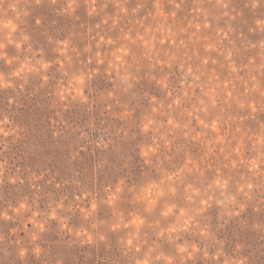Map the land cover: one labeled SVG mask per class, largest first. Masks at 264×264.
<instances>
[{"label":"clouds","instance_id":"9594fccd","mask_svg":"<svg viewBox=\"0 0 264 264\" xmlns=\"http://www.w3.org/2000/svg\"><path fill=\"white\" fill-rule=\"evenodd\" d=\"M44 4L66 22L47 54L26 30ZM0 93V264L264 257V0H0ZM41 93L56 172L23 163L44 147L16 117Z\"/></svg>","mask_w":264,"mask_h":264},{"label":"rangeland","instance_id":"374dc122","mask_svg":"<svg viewBox=\"0 0 264 264\" xmlns=\"http://www.w3.org/2000/svg\"><path fill=\"white\" fill-rule=\"evenodd\" d=\"M35 16H39L41 18V25L40 27L34 26V18ZM55 22V23H53ZM250 18H249V25H250ZM66 22L59 17H56L52 10L48 7L47 4L42 5L38 9L33 10V16L28 18V27L27 32L32 37V42L34 46H42L47 53H49V46L46 44V37L52 36L55 38H63L64 33L61 32L60 36L57 37V32L65 27ZM240 27L241 30L247 33L246 26L237 25ZM249 39H254L253 37H249ZM48 58H51L49 55ZM103 85L101 84V87ZM8 93H0V107H3L7 102ZM52 116V113L47 109V101L44 99V94L41 93L38 96L34 97L31 101L25 102L24 108L20 110V115L16 117V121L21 124L22 126H28L30 129L34 130L41 138V142L44 147V152L39 159L36 160H28L24 161V166L32 168L35 171L37 168H50L52 172H56L58 170V163L63 157V144L53 141L51 139L50 132L47 131L48 129V120L49 117ZM264 118V117H261ZM83 119H86L78 110L70 109L66 113L63 114V120L66 122L67 125L75 127L77 124H80ZM17 155L20 153L19 146L12 149ZM8 155V154H6ZM82 159V166H87L90 162V157L87 156L85 153H81ZM133 167H135V162H133ZM51 174V173H50ZM48 177H45L47 179ZM59 178V177H58ZM4 192H9L10 186H4ZM249 219H251V212L247 214ZM73 224L76 223V219L73 218ZM11 227V225H5L0 222V228H3L5 232L7 229ZM234 225H229L227 231L228 238H229V245L233 242L232 241V231ZM47 239L51 241H55L56 237L54 235L47 237ZM247 241V248L249 250H254L258 247L257 244V237L252 233L242 234L241 242ZM226 250L231 251L230 247L226 248ZM61 251L62 253L69 256V259H75L76 264H86L85 256L81 253L92 251V259L87 261V264H93V261L97 258V253L90 249H71L65 252L64 249H57L53 248V252ZM244 255H248L249 252L246 250ZM100 259H103L105 253L104 249L101 246L100 251L98 253ZM31 259V258H29ZM257 264H264V257H260L257 261Z\"/></svg>","mask_w":264,"mask_h":264}]
</instances>
